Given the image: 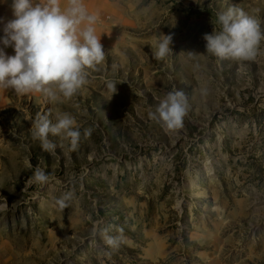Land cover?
Segmentation results:
<instances>
[{
    "label": "rangeland",
    "instance_id": "1",
    "mask_svg": "<svg viewBox=\"0 0 264 264\" xmlns=\"http://www.w3.org/2000/svg\"><path fill=\"white\" fill-rule=\"evenodd\" d=\"M91 2L105 60L89 82L71 98L0 97V264H264V41L237 61L203 39L232 6L264 31V0ZM161 34L172 52L157 60ZM174 89L190 108L167 130L149 112ZM62 113L81 140L50 134L45 151L32 121ZM37 167L48 182H30Z\"/></svg>",
    "mask_w": 264,
    "mask_h": 264
},
{
    "label": "clouds",
    "instance_id": "2",
    "mask_svg": "<svg viewBox=\"0 0 264 264\" xmlns=\"http://www.w3.org/2000/svg\"><path fill=\"white\" fill-rule=\"evenodd\" d=\"M13 18L3 23L0 37V87H11L17 93H42L51 100L58 94L71 98L88 82L89 72L105 60L102 35L96 34L97 14L89 13L83 0H12ZM216 29L205 34L207 53L220 59L250 60L257 55L264 31L257 18L243 9L232 6L216 15ZM173 36L161 34L153 52L157 60L165 59L172 52ZM14 49L7 55L5 48ZM189 55L195 53L188 52ZM108 89L117 92V84L107 83ZM190 105L183 90L174 89L160 100L149 117L167 130L183 127ZM33 139L39 140L45 151L56 145L49 135L60 136L69 141L72 149L81 140V130L69 113L57 114L53 123L48 115L37 114L31 124ZM92 134L91 128L83 130V137ZM49 175L37 167L30 182L43 184ZM65 198L56 201L66 207ZM3 205H0L2 207ZM122 231V229L118 230ZM120 236H107L108 245L118 247Z\"/></svg>",
    "mask_w": 264,
    "mask_h": 264
},
{
    "label": "crops",
    "instance_id": "3",
    "mask_svg": "<svg viewBox=\"0 0 264 264\" xmlns=\"http://www.w3.org/2000/svg\"><path fill=\"white\" fill-rule=\"evenodd\" d=\"M92 0H83L86 8L88 9L89 13L91 10L90 4H93L94 2H91ZM95 1V0H93ZM43 0H34V3H42ZM67 3V0H61V7H65ZM12 0H0V20L7 22L8 20L13 18V13L11 9ZM3 23H0V37H3ZM0 47H4L2 44H0ZM7 55H14V49L11 47H7L4 49ZM16 92L11 87H0V97L3 99L6 98L10 93ZM17 93V92H16ZM35 92L30 93H23V94H33Z\"/></svg>",
    "mask_w": 264,
    "mask_h": 264
}]
</instances>
